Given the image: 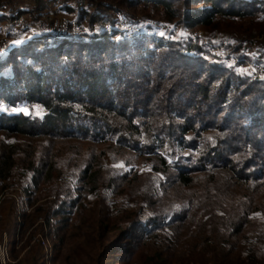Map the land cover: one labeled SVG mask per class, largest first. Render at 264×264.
Masks as SVG:
<instances>
[{
	"label": "rangeland",
	"instance_id": "obj_1",
	"mask_svg": "<svg viewBox=\"0 0 264 264\" xmlns=\"http://www.w3.org/2000/svg\"><path fill=\"white\" fill-rule=\"evenodd\" d=\"M81 1L92 3L79 0L69 11L65 0H0V56L49 35L113 33L115 41H132L166 34L182 46L198 47L226 71L264 85L263 8L218 28L191 29L165 21L160 8L102 0L116 11L113 25L99 29L77 20ZM0 112L36 121L46 115L33 103L2 102ZM4 155L13 167L0 178V264H240L253 256L264 264V186L241 188L226 178L220 198L208 202L210 175L200 174L185 188L174 170H157L148 156L79 136L2 131L0 165ZM44 166V176L35 180Z\"/></svg>",
	"mask_w": 264,
	"mask_h": 264
},
{
	"label": "trees",
	"instance_id": "obj_2",
	"mask_svg": "<svg viewBox=\"0 0 264 264\" xmlns=\"http://www.w3.org/2000/svg\"><path fill=\"white\" fill-rule=\"evenodd\" d=\"M90 1H81L77 20L99 29L113 25L116 9L106 1ZM128 2L126 8H160L165 21L191 29L218 28L219 22L264 9L247 0ZM63 4L75 11L70 0ZM198 49L166 34L132 41H115L113 33L35 38L0 56V104H39L46 115L36 121L0 112V132L112 141L154 159L157 170H174L185 188L193 187L200 174L210 175L204 189L208 202L220 198L226 178L232 186L263 187L264 85L226 71ZM9 160L10 155L2 157L0 178L10 174ZM240 264L263 263L253 256Z\"/></svg>",
	"mask_w": 264,
	"mask_h": 264
}]
</instances>
